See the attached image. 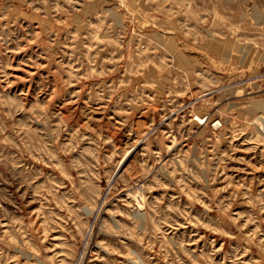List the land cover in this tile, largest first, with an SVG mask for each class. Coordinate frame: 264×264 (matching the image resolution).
Returning <instances> with one entry per match:
<instances>
[{"label": "rangeland", "instance_id": "rangeland-1", "mask_svg": "<svg viewBox=\"0 0 264 264\" xmlns=\"http://www.w3.org/2000/svg\"><path fill=\"white\" fill-rule=\"evenodd\" d=\"M0 264H264V0H0Z\"/></svg>", "mask_w": 264, "mask_h": 264}, {"label": "bare ground", "instance_id": "bare-ground-1", "mask_svg": "<svg viewBox=\"0 0 264 264\" xmlns=\"http://www.w3.org/2000/svg\"><path fill=\"white\" fill-rule=\"evenodd\" d=\"M84 256V255H83Z\"/></svg>", "mask_w": 264, "mask_h": 264}]
</instances>
